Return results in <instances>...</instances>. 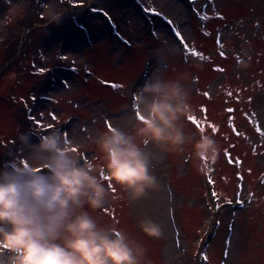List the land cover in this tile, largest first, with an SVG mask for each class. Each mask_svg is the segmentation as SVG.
Returning <instances> with one entry per match:
<instances>
[{"label":"rangeland","instance_id":"rangeland-1","mask_svg":"<svg viewBox=\"0 0 264 264\" xmlns=\"http://www.w3.org/2000/svg\"><path fill=\"white\" fill-rule=\"evenodd\" d=\"M87 3L74 13V0H58L66 9L61 22L47 24L40 0H0V20H9L0 30V132L59 127L91 159L100 156L93 138L106 121L125 130L135 123L124 115L125 94L143 76L157 66L166 77L186 75L182 82L192 116L180 121L190 137L184 153L154 148L155 191L136 201L118 192L102 211H89L101 225L118 221L116 227L148 248L154 264H195L208 256L212 264H264V0H80L79 5ZM192 6L207 11L206 18L192 14ZM172 26L187 42L186 53ZM10 71L17 77L9 84L4 78ZM227 106L235 111L227 114ZM215 122L220 151L214 162H201L205 175L198 171L193 144ZM234 128L242 131L240 137ZM14 147L0 144V158ZM239 158L244 164L237 181L238 170L229 163ZM214 164L223 190L218 192L234 204H214L211 183H205L207 176L216 180ZM247 188L255 195L242 210ZM145 216L162 225L161 239L140 232L138 221Z\"/></svg>","mask_w":264,"mask_h":264},{"label":"clouds","instance_id":"clouds-1","mask_svg":"<svg viewBox=\"0 0 264 264\" xmlns=\"http://www.w3.org/2000/svg\"><path fill=\"white\" fill-rule=\"evenodd\" d=\"M40 3L47 24L61 22L66 9L58 0ZM8 23L7 18L0 20V30ZM16 77L10 71L4 79L10 84ZM186 78L166 77L160 66L143 76L125 94L124 115L135 123L127 130L106 124L93 138L100 156L91 159L59 127L16 128L7 136L0 132V144L15 146L0 158V264H154L148 248L116 227L118 221L101 225L89 210L102 211L118 192L136 201L155 191L154 148L184 153L190 137L180 121L192 116L189 90L182 82ZM214 135L201 131L193 144L202 164L205 158L217 159ZM198 171L207 174L204 166ZM138 227L149 239L164 235L162 225L147 216Z\"/></svg>","mask_w":264,"mask_h":264},{"label":"snow or ice","instance_id":"snow-or-ice-1","mask_svg":"<svg viewBox=\"0 0 264 264\" xmlns=\"http://www.w3.org/2000/svg\"><path fill=\"white\" fill-rule=\"evenodd\" d=\"M74 3H75L76 6H79L80 0H74ZM147 11L151 12L153 15L163 16L162 13L157 12L155 9H148ZM104 15L107 16V13H104ZM217 15H219V14H217ZM165 19H166V18H165ZM167 22H168L169 24H171V21H170V20L167 21ZM173 30L175 31L176 36L180 39L182 45L185 46V47H184L185 50L188 51V50H189V46H187V42L184 41V39H183L182 35L180 34V32L178 31V29H173ZM206 34H207V33H206ZM218 43H219V39H218ZM221 47H222V45H221ZM201 55H202V53H201ZM220 55L223 56L224 53L221 52ZM65 59H66V57H65ZM218 70L223 71V69H218ZM40 71L43 72V71H45V69L41 68ZM205 95H208V96H209L210 94H207V93H206ZM203 111H204L205 113L207 112L206 107L203 109ZM230 111H235V110L232 109V110H230ZM137 112L139 113L138 106H137ZM53 118H55V117H53ZM141 118H142V117H141ZM190 119H194V118H190ZM106 124H107L108 127H111V121H106ZM40 126L42 127L43 125H40ZM48 127H51V125H48ZM229 203H231V201H229ZM241 203H242V202H241ZM205 258H206V257H205Z\"/></svg>","mask_w":264,"mask_h":264},{"label":"bare ground","instance_id":"bare-ground-1","mask_svg":"<svg viewBox=\"0 0 264 264\" xmlns=\"http://www.w3.org/2000/svg\"><path fill=\"white\" fill-rule=\"evenodd\" d=\"M94 53V52H93ZM97 60V59H96ZM134 68V70H136L137 68H138V65L137 64H135V67H133ZM191 208L193 207V206H190ZM189 210H191L192 211V209H189Z\"/></svg>","mask_w":264,"mask_h":264},{"label":"trees","instance_id":"trees-1","mask_svg":"<svg viewBox=\"0 0 264 264\" xmlns=\"http://www.w3.org/2000/svg\"><path fill=\"white\" fill-rule=\"evenodd\" d=\"M221 15H222V13H221ZM218 132V131H217Z\"/></svg>","mask_w":264,"mask_h":264}]
</instances>
